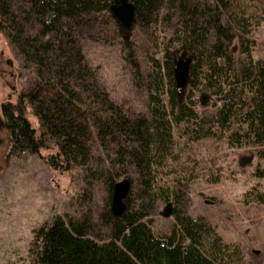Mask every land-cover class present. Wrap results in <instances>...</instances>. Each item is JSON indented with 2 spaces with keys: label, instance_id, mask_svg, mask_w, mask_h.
<instances>
[{
  "label": "trees",
  "instance_id": "obj_1",
  "mask_svg": "<svg viewBox=\"0 0 264 264\" xmlns=\"http://www.w3.org/2000/svg\"><path fill=\"white\" fill-rule=\"evenodd\" d=\"M129 1L136 26L171 27L168 37L154 41L158 48L145 72L136 70L146 104L137 114L123 111L97 82L80 41L95 22L111 18V0H0V32L35 75L14 101L1 103L9 153L36 154L53 140L57 149L49 165L59 171L83 167L89 179L102 181L108 202L120 168L131 165L134 172L123 178L140 199L132 205L127 196L121 218L106 210L107 239L89 216L44 222L34 230L31 264H242L237 242L225 241L205 216L188 213L183 179H164L160 172L175 156L177 137H215L231 147L253 146L262 161L253 175L264 177V58L253 57L251 36L264 22V0ZM177 49L191 58L181 98L173 77ZM198 92L209 98V111L197 110ZM95 142L105 151L103 161L93 156ZM158 199L171 204L174 218L165 234L152 228ZM242 200L264 203V190L252 185Z\"/></svg>",
  "mask_w": 264,
  "mask_h": 264
},
{
  "label": "rangeland",
  "instance_id": "obj_2",
  "mask_svg": "<svg viewBox=\"0 0 264 264\" xmlns=\"http://www.w3.org/2000/svg\"><path fill=\"white\" fill-rule=\"evenodd\" d=\"M111 2L118 4L117 0ZM170 31L165 23L150 31L135 23L127 33L111 16L81 33L84 56L97 82L123 111H145V91L136 70L145 72L149 54L158 48L154 41L159 43ZM251 36L255 40L253 57L264 58V22ZM125 39L130 47H126ZM180 56L181 50H177L175 58ZM34 77L33 69L22 67L16 49L0 32V106L3 101H14L20 91L32 85ZM201 94H196V108L209 111L211 102ZM27 117L38 129V119L31 113ZM176 142L175 156L167 161L160 175L164 179H183L190 199L188 213L205 216L225 241L237 242L243 251L242 264H264V203L242 200L252 185L264 190V177L253 175L256 163L262 162L254 147H231L224 138L215 137L195 141L177 137ZM8 147L7 131L0 127V264H31L34 230L57 215L89 216L96 223L100 238L109 237L104 213L110 202L101 180L89 179L81 166L68 171L52 168L48 157L57 149L53 140L31 155L11 154ZM92 151L93 156L104 160L105 151L96 142ZM120 172L122 179L123 173H133L134 169L127 165ZM127 196L132 205L140 201L133 186ZM125 202L128 205L127 197ZM167 206L171 204L158 199L150 215L152 228L158 234L167 233L174 221L171 214H164Z\"/></svg>",
  "mask_w": 264,
  "mask_h": 264
},
{
  "label": "water",
  "instance_id": "obj_3",
  "mask_svg": "<svg viewBox=\"0 0 264 264\" xmlns=\"http://www.w3.org/2000/svg\"><path fill=\"white\" fill-rule=\"evenodd\" d=\"M117 2L116 5L111 2L109 12L119 26L129 33L136 22L133 4L129 0H117ZM190 63L191 58L184 49L181 51V56L178 59L174 58L173 61V77L179 98L182 97L188 82ZM130 186L131 182L127 178H122L115 183L109 208L110 216L119 218L124 216L127 209L125 199ZM164 214H171V206L166 207Z\"/></svg>",
  "mask_w": 264,
  "mask_h": 264
}]
</instances>
